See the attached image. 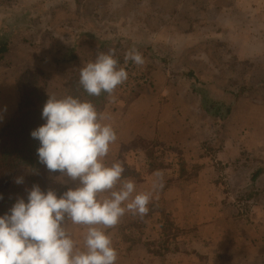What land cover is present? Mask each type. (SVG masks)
I'll return each mask as SVG.
<instances>
[{
	"label": "crops",
	"instance_id": "1",
	"mask_svg": "<svg viewBox=\"0 0 264 264\" xmlns=\"http://www.w3.org/2000/svg\"><path fill=\"white\" fill-rule=\"evenodd\" d=\"M22 1L20 6L0 14V45L10 46V51L0 63V129L18 115L25 86L39 88V85L33 86L27 81L28 75L39 72L44 79L46 76L42 86L48 95L54 94L58 98L73 96L79 93L77 81L80 68L94 61L98 52L114 50L120 64L125 61V54L135 48L148 62L143 67L149 68L146 70L150 75V84L126 96L115 92L114 100L103 94L96 106L98 111L111 113L113 119L110 122L118 136L117 142L111 146L108 161L122 163L124 177L135 181L137 192L151 191L153 181L158 179L155 174H162L160 182L167 188L162 194L159 193L160 189L154 193L148 207L162 196L166 214L178 215L180 220L184 218V226L193 228L200 223L202 226L194 229L208 228V221L200 219L206 208L198 204L194 205L196 207L185 204L189 201L187 198H192L191 190H198L204 185L200 179L191 180V167H186L185 176L182 174L183 163H188L196 151H191L192 148L187 146L184 153L179 155L177 149L183 151L185 147L177 142L183 141L186 128L192 131L191 127L200 113L207 114L202 108L200 92L194 85L202 78V73L192 69V62L208 61L212 55L209 48H216V42L220 44L225 35L233 34L235 25L228 26L230 22L226 21L225 16L218 17V21L210 20L211 7L208 3L196 8L187 6L188 0L180 3L177 0ZM212 10L216 11V8ZM231 11L218 12L230 16L234 10ZM195 14L191 18L190 15ZM210 28H214L215 37L220 38L215 39L214 43L209 42ZM190 72L194 73L195 79L186 76ZM203 81L202 78L201 83ZM137 140L165 144H159L156 148V156L165 164V168L151 172L144 151L135 150L132 146ZM142 160L147 161L145 166L141 164ZM249 182L240 189L247 188ZM67 186L75 187V184L69 181ZM236 197L237 194L234 197L230 193L224 195L223 198L229 201L224 204H230L231 200L237 204ZM217 210L215 212L225 214L224 206ZM134 217L126 213L115 228L108 230L118 252L116 264L131 258L132 253L140 257L135 260L142 264L145 256H148L145 239L133 245L124 241L120 231V226L125 222L136 221ZM144 218L139 217L142 222ZM156 218L161 222L159 230L162 234L165 222L161 216ZM251 221L256 222L255 219ZM174 223L178 226V223ZM256 226L260 228L261 225ZM243 229V233H248L245 227ZM71 230L74 237L79 239L83 229ZM146 230L150 233L145 228L144 235ZM247 235L243 238L240 236L242 244L249 239ZM256 238L259 236L253 237L254 240Z\"/></svg>",
	"mask_w": 264,
	"mask_h": 264
},
{
	"label": "rangeland",
	"instance_id": "2",
	"mask_svg": "<svg viewBox=\"0 0 264 264\" xmlns=\"http://www.w3.org/2000/svg\"><path fill=\"white\" fill-rule=\"evenodd\" d=\"M182 1L177 0L179 3ZM188 1L187 6L193 5L196 8L204 7V4L208 3L211 7L210 18L212 19L210 20L218 21V17L225 16L226 21L230 22L228 26L235 25L233 34L225 35L220 44L216 42L218 45H215L216 48H209L212 55L209 56L208 61L192 62V69L202 73L201 77L204 79V83H201L202 78H199L194 85L200 92L202 108L207 114L200 113V117L191 127L192 131L186 128L183 141L177 142L178 145L185 147L182 148L183 151L177 149L179 155L184 153L187 146L192 148L191 151H196L193 152V158L188 163L185 162V165L192 169L190 171L191 180L200 179L204 185L198 190H191L192 198L190 200L186 197L189 201L185 204L191 207H196L194 205L198 204L206 208L200 219L204 218L208 221L206 223L208 228L194 229V227L202 226L200 223L193 228L184 226V218L180 220L178 215L165 214L164 218L162 210H167L166 204L164 205L162 196L158 197L153 201L149 207V213L145 216L147 219L150 218L146 228L150 233L148 234L146 230V235H144L146 243L155 244L152 249L156 254H150L148 251L143 264H264L263 202L261 206L256 200L253 207L247 209L238 204L226 205L224 203H229V201L223 198L228 193L234 197L241 190L240 187L243 188L242 186L249 181L251 173L264 167V84H262L264 78V0ZM77 2L81 3L82 0H77ZM21 4H23L22 0H0L2 7L11 6V9ZM215 8L216 11H213L212 9ZM227 9H232L231 12L234 10L233 14L229 16L228 13L225 15L218 12L222 10L225 12ZM190 16L194 18L196 14ZM209 36L211 43H214L215 39H220L215 37L214 28H210ZM203 49L205 50L204 46ZM146 63L148 62L144 59L142 66ZM145 68L149 69L148 66ZM45 79L39 72L27 76V81L33 86L38 87L39 85L37 88L39 90L44 89L42 85ZM244 84L249 91L244 98L236 102L230 92L237 91ZM79 87L81 90L79 81H77L78 90ZM231 108L233 112L228 117V109ZM146 163L145 160L141 162L144 166ZM51 176L46 182L50 188L55 183H61L58 179L60 173ZM262 181L264 178L260 180V183ZM64 185L67 186V183ZM166 188L167 186L163 185L159 193L162 194ZM214 197L217 199L214 200ZM231 202L234 203L232 200ZM222 206L225 207V214L221 211L220 213L215 212ZM155 213L157 214L153 215ZM156 216H161L164 222H166L165 219L173 221L174 216V222L178 223L177 226L173 222L177 228L175 240H168L167 237L161 239L163 230L160 234L161 222ZM134 218L142 223L139 216ZM216 219L218 221L214 222ZM253 219L256 222H252ZM256 225L261 226L259 228ZM243 227L248 230V233L242 232ZM245 234L249 235H247L249 239L242 244L241 238ZM198 235H200L199 238ZM254 236H259V238L254 240ZM238 238L240 239L236 241ZM131 255L133 256L122 264H142L135 260V258L140 259L138 255L135 253ZM129 260L133 262H128Z\"/></svg>",
	"mask_w": 264,
	"mask_h": 264
},
{
	"label": "clouds",
	"instance_id": "3",
	"mask_svg": "<svg viewBox=\"0 0 264 264\" xmlns=\"http://www.w3.org/2000/svg\"><path fill=\"white\" fill-rule=\"evenodd\" d=\"M124 60L144 64L135 48ZM127 80L114 50L98 52L79 71V85L90 97L107 94L114 100ZM42 119L45 123L31 132L40 143L38 162L59 172L62 184L71 181L75 187L58 196L33 185L27 202L18 198L0 216V264H116L118 252L108 230L126 213L140 218L149 213L154 193L163 187L162 174H155L151 191L137 192L135 181L124 177L122 163L108 161L118 140L111 113L98 111L91 101L48 95ZM15 183L22 184L23 178ZM71 228L83 229L79 239Z\"/></svg>",
	"mask_w": 264,
	"mask_h": 264
},
{
	"label": "trees",
	"instance_id": "4",
	"mask_svg": "<svg viewBox=\"0 0 264 264\" xmlns=\"http://www.w3.org/2000/svg\"><path fill=\"white\" fill-rule=\"evenodd\" d=\"M10 7H2L0 5V14L7 12ZM4 12V13H3ZM10 51V46L7 44L0 45V63L3 61L4 56ZM189 79H195L193 72L186 75ZM264 84V78L263 82ZM262 86L260 84V91ZM249 89L245 84L239 87L237 91H232L230 94L234 96L236 102L244 95L247 94ZM264 93V91H263ZM73 97H79L81 100L91 101L97 106L103 98V94L100 97H90L81 87L79 93L73 95ZM48 99V94L45 89L30 88L25 86L24 95L20 104V110L18 115L13 117L3 128L0 129V216L9 212V209L14 205L18 198L25 199L27 202V190H30L33 185H39L42 191L49 189L57 192V195H61L68 190V186L62 183H55L51 188L46 185L47 179L51 178V175L59 172L51 173L46 167L38 162L37 149L40 143L37 139L32 138L31 132L42 126L45 121L42 119V109ZM232 114V108L228 109V117ZM158 142L137 140L132 146L136 149H142L150 164L151 172L159 171L165 168V164L160 162L156 156V148ZM183 161V157H181ZM182 174L186 175L185 162L182 165ZM23 178L22 184H16L17 178ZM264 178V167L258 168L251 173L249 179V186L243 190H240L237 194L236 201L238 205L247 209L253 207L256 200L261 206L264 204V181L260 183V180ZM261 184V185H260ZM230 205H234V203ZM166 211L162 210V216L165 218ZM142 223L135 220H129L120 226V231L123 234V239L127 243L133 245L143 241L144 230L147 228V218L143 219ZM165 225L163 226V235L161 239L175 240L177 238V228L172 221L165 219ZM152 242H147L146 247L150 254L155 255L153 251ZM155 245V244H154Z\"/></svg>",
	"mask_w": 264,
	"mask_h": 264
},
{
	"label": "built area",
	"instance_id": "5",
	"mask_svg": "<svg viewBox=\"0 0 264 264\" xmlns=\"http://www.w3.org/2000/svg\"><path fill=\"white\" fill-rule=\"evenodd\" d=\"M121 66L128 72V80L117 88V93L126 96L150 84V75L142 65L137 66L133 62L128 61L127 63L124 62Z\"/></svg>",
	"mask_w": 264,
	"mask_h": 264
}]
</instances>
